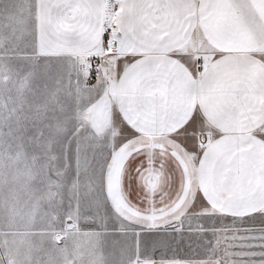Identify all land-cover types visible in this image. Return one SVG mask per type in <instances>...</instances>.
Listing matches in <instances>:
<instances>
[{
	"label": "snow or ice",
	"instance_id": "obj_1",
	"mask_svg": "<svg viewBox=\"0 0 264 264\" xmlns=\"http://www.w3.org/2000/svg\"><path fill=\"white\" fill-rule=\"evenodd\" d=\"M0 264H264V0H0Z\"/></svg>",
	"mask_w": 264,
	"mask_h": 264
}]
</instances>
